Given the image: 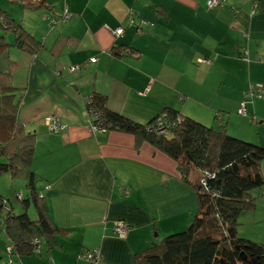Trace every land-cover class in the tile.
<instances>
[{"label": "crops", "instance_id": "obj_1", "mask_svg": "<svg viewBox=\"0 0 264 264\" xmlns=\"http://www.w3.org/2000/svg\"><path fill=\"white\" fill-rule=\"evenodd\" d=\"M254 1L253 9L252 0H44L30 9L0 0L41 39L33 53L9 47L0 69L16 61L11 79L24 86L17 117L35 134V188L66 229L50 241L39 236V251L20 255L6 251L3 232L0 264H93L78 259L93 248L97 264H134L136 252L196 212L195 188L173 158L130 132L92 126L86 97L95 91L141 122L170 106L264 146V0ZM250 83L261 84L262 96L248 97L238 114ZM46 115L65 129H49ZM260 166L264 177V158ZM252 192L256 204L239 214L237 232L264 242V185Z\"/></svg>", "mask_w": 264, "mask_h": 264}, {"label": "trees", "instance_id": "obj_2", "mask_svg": "<svg viewBox=\"0 0 264 264\" xmlns=\"http://www.w3.org/2000/svg\"><path fill=\"white\" fill-rule=\"evenodd\" d=\"M21 1L30 9L44 5V0ZM40 45L41 39L24 21L0 6V54L11 46L33 53ZM15 65L9 58L6 69H0V174L26 179L29 192L25 197L22 191L17 194L23 205L21 212H15L10 199L0 193V230L8 237L9 251L20 255L39 251L32 239L38 238L40 243V236L50 241L66 229L49 218L35 188V134L17 117L24 86L12 82ZM86 106L97 115L91 119L93 125L130 132L136 140L152 143L177 162L181 177L195 188L197 209L188 223L136 252L134 264H264V242L237 232L239 214L256 204L252 191L264 185L260 166L263 145L234 136L221 126L204 124L170 106L148 122L110 108L106 95L97 91L86 97ZM158 116L166 119V131L150 128ZM192 170H197L195 177L189 175ZM31 202L35 217L27 212Z\"/></svg>", "mask_w": 264, "mask_h": 264}, {"label": "built area", "instance_id": "obj_3", "mask_svg": "<svg viewBox=\"0 0 264 264\" xmlns=\"http://www.w3.org/2000/svg\"><path fill=\"white\" fill-rule=\"evenodd\" d=\"M219 3H222V0H207L208 6H215ZM253 3V9L256 7V2L252 0ZM123 28L121 26H118L114 29V33L119 34L121 33ZM92 61L96 60V57L93 56L90 58ZM78 67V64H74L70 67V70H75ZM253 96H262L261 92V84L260 83H250L249 89L245 92V95L242 99H240L239 104L237 106V113L245 115L246 114V101L248 97ZM96 115V113H94ZM97 116V115H96ZM45 122L48 124L49 129L54 131H62L65 129L66 124L63 122H60L54 115H46L44 117ZM95 129H97L96 125H92ZM101 128V127H100ZM103 128V127H102ZM150 128H155L157 131H166V119L162 118V116H158V118L154 121L153 124L150 125ZM21 194V191L18 193V195ZM114 228L117 231L119 236L125 235V228L126 224L122 220L115 221ZM33 241H35L36 244V250H39V240L38 238H34ZM7 250H10V247L7 246ZM78 259H81L82 261H87L93 264H97L101 260V254L99 249L93 248L89 250H84L78 253Z\"/></svg>", "mask_w": 264, "mask_h": 264}, {"label": "rangeland", "instance_id": "obj_4", "mask_svg": "<svg viewBox=\"0 0 264 264\" xmlns=\"http://www.w3.org/2000/svg\"><path fill=\"white\" fill-rule=\"evenodd\" d=\"M8 36H10V33H8ZM189 175L191 177H195L194 170L190 171ZM26 181L27 180L23 179V178H12L7 172L0 174V193L3 195V197L5 199H7V198L10 199L9 201L12 202L15 212H21L23 210V205L21 203V199H20V197H18L17 194L19 193V191H22L23 197H25L28 194L29 190L25 184ZM40 195H42V194H40ZM27 212L31 217H35V209L33 207L32 202L27 207ZM260 212L261 211H259V213ZM244 217H245V215H242V214L239 215L238 221H241ZM245 225H247L248 227L250 226L249 223H246ZM239 227H241V226L239 225ZM252 233H253V236L260 234L259 231H256V232L253 231ZM3 234H4L3 230H0V237H2ZM162 237L157 238L156 241L158 239L160 240ZM0 243L2 244L1 240H0ZM6 251H7V247H6Z\"/></svg>", "mask_w": 264, "mask_h": 264}, {"label": "water", "instance_id": "obj_5", "mask_svg": "<svg viewBox=\"0 0 264 264\" xmlns=\"http://www.w3.org/2000/svg\"><path fill=\"white\" fill-rule=\"evenodd\" d=\"M8 251V250H7Z\"/></svg>", "mask_w": 264, "mask_h": 264}]
</instances>
